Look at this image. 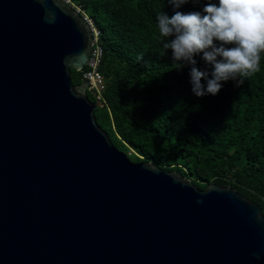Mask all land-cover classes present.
<instances>
[{
	"label": "water",
	"instance_id": "95a60500",
	"mask_svg": "<svg viewBox=\"0 0 264 264\" xmlns=\"http://www.w3.org/2000/svg\"><path fill=\"white\" fill-rule=\"evenodd\" d=\"M92 45L65 0H0V264H264L258 204L114 147Z\"/></svg>",
	"mask_w": 264,
	"mask_h": 264
},
{
	"label": "trees",
	"instance_id": "16d2710c",
	"mask_svg": "<svg viewBox=\"0 0 264 264\" xmlns=\"http://www.w3.org/2000/svg\"><path fill=\"white\" fill-rule=\"evenodd\" d=\"M67 1L99 32L104 89L94 116L114 147L132 163L175 172L200 190L229 187L258 204L264 217V54L260 71L242 85L221 82L217 95L197 97L191 66L179 67L164 48L168 38L160 36L156 17L202 12L209 0L175 10L168 0ZM194 58L211 73L201 56ZM71 79L81 84V72L72 70Z\"/></svg>",
	"mask_w": 264,
	"mask_h": 264
},
{
	"label": "clouds",
	"instance_id": "9594fccd",
	"mask_svg": "<svg viewBox=\"0 0 264 264\" xmlns=\"http://www.w3.org/2000/svg\"><path fill=\"white\" fill-rule=\"evenodd\" d=\"M189 2L168 0L174 10ZM156 19L160 36L168 38L164 48L172 50L174 61L181 62L179 67L191 66L190 83L197 97L217 95L223 86L221 82L233 80L237 86L242 85L244 78L260 71L264 54V0H218V4L209 0L202 12L174 11L169 16L161 11ZM196 56L211 66V73L196 66Z\"/></svg>",
	"mask_w": 264,
	"mask_h": 264
},
{
	"label": "built area",
	"instance_id": "2783aa9c",
	"mask_svg": "<svg viewBox=\"0 0 264 264\" xmlns=\"http://www.w3.org/2000/svg\"><path fill=\"white\" fill-rule=\"evenodd\" d=\"M65 2L69 4L67 0H65ZM74 10H76L79 14L82 15L84 20H86V22L90 26L92 32V36H93L92 51L84 70L81 71V74H82V80H86L89 82L91 86L90 92L94 93L96 101L100 102L101 92L104 89V79L101 73L99 72V67L103 56V51L98 44L99 32L94 28L92 22L84 15V13H80L79 9H74Z\"/></svg>",
	"mask_w": 264,
	"mask_h": 264
},
{
	"label": "rangeland",
	"instance_id": "374dc122",
	"mask_svg": "<svg viewBox=\"0 0 264 264\" xmlns=\"http://www.w3.org/2000/svg\"><path fill=\"white\" fill-rule=\"evenodd\" d=\"M88 94L91 96V93L90 92Z\"/></svg>",
	"mask_w": 264,
	"mask_h": 264
}]
</instances>
